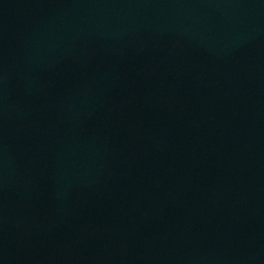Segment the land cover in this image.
I'll return each mask as SVG.
<instances>
[{"label":"water","instance_id":"water-1","mask_svg":"<svg viewBox=\"0 0 264 264\" xmlns=\"http://www.w3.org/2000/svg\"><path fill=\"white\" fill-rule=\"evenodd\" d=\"M0 264H264V0H0Z\"/></svg>","mask_w":264,"mask_h":264}]
</instances>
